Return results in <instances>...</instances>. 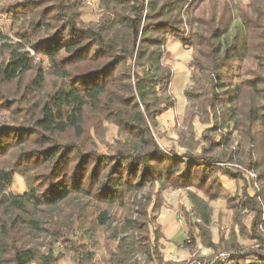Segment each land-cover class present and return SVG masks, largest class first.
Masks as SVG:
<instances>
[{
	"label": "trees",
	"instance_id": "trees-1",
	"mask_svg": "<svg viewBox=\"0 0 264 264\" xmlns=\"http://www.w3.org/2000/svg\"><path fill=\"white\" fill-rule=\"evenodd\" d=\"M81 1L5 7L19 28L16 41L0 32V113L12 115L0 124V264H56L53 245L70 244L63 231L74 226L84 236L110 229L111 264H129L136 254L161 263L155 185L186 191L190 221L200 223V241L210 244L209 202L229 193L217 173L243 182L229 193V208L254 213L248 233L261 244L231 261L253 256L264 264V0L245 7L233 0H99L105 13L97 24L80 20ZM168 39L192 50L195 86L185 96L193 110L203 107L208 156L160 148L151 133L175 106L164 64ZM245 60L253 65L249 78L225 82L230 67ZM103 121L115 124L123 140L99 152L90 130ZM234 132L242 139L231 138ZM250 147L256 150L249 160ZM222 164L250 169L255 179L248 185L244 173ZM15 175L26 180L20 195L7 193ZM113 209L127 215L112 227ZM82 245L73 244L75 264H90Z\"/></svg>",
	"mask_w": 264,
	"mask_h": 264
},
{
	"label": "rangeland",
	"instance_id": "rangeland-1",
	"mask_svg": "<svg viewBox=\"0 0 264 264\" xmlns=\"http://www.w3.org/2000/svg\"><path fill=\"white\" fill-rule=\"evenodd\" d=\"M15 1L17 0H0V32L10 37L13 41H16L14 32L19 27L18 25H14V22L9 19V16L5 13V7L7 4ZM248 2L249 0H233V5L245 7ZM203 7H207V5L205 4ZM104 13L99 0L81 1L80 20L83 23L97 24ZM164 52V64L169 67L172 74L169 89L171 96L175 100V106L157 118L156 128L151 129V133L160 148L174 150L180 154L187 152L199 156H208V153L206 154L202 150L204 142L200 137L209 126L204 122L203 107H197L193 110L190 107L191 103L187 101L185 96V93L193 91L195 86L191 81L192 73L195 74V68L190 64L192 50L184 47L178 39H168L164 45ZM39 62L40 59L35 57L34 63L38 64ZM251 68H253V65L246 60L242 64H238L237 67H233V69L230 67V71L233 73L230 77H226L225 82H232L229 78H233L235 75L237 76L236 79L239 78L238 82L240 80H247L249 78L248 73L250 72L248 69L250 70ZM15 110L17 114L20 108L18 107ZM193 112L196 116L192 114ZM11 116L9 112L0 113V124H8L11 121ZM237 134V132H234L230 136L231 138L236 137L241 140L243 136ZM90 138L92 142L97 144V150L104 152L109 146H115L117 141H122L123 135L120 134L115 124L103 121L102 123H98L97 131L90 130ZM207 141L209 143L208 139ZM236 144H238V141L234 142V145ZM251 149L253 150V154L256 150L255 147H250L248 151L247 149L245 151L248 153V159L251 155ZM222 152H225V150L215 151L212 155H218ZM244 157L245 155L240 157L241 160H244ZM220 167L226 169L233 168L236 171L244 173L248 185L255 179L249 175L252 171L250 169L248 171L242 166L222 164ZM217 175H219L218 178L224 185L227 193L240 191L238 186L239 188L243 187V182L237 184L235 181L225 177L224 174L217 173ZM26 189L27 184L24 177L15 175L7 193L20 195ZM249 189V193L252 194L254 190ZM148 191L145 190L142 194L138 195L135 201L142 202ZM151 193L155 195L154 201L156 204L161 205L156 224L160 226L159 228L163 237L159 239L158 243L162 257L161 263L153 261L149 264H233L231 256L237 257L241 253L245 254L261 249V244L255 241L251 235L249 236L248 233L254 213L241 211L236 214L235 211H232L229 208L231 200L228 197L229 193L228 196L221 195L219 199L209 202L211 228L205 230L208 231L210 244H204L200 241L197 229V224L200 223H196L194 220L195 223L193 224V219L190 221L189 212L192 205L187 198L186 191L171 189L162 191L158 185H155L151 189ZM199 196L202 197V194L199 193ZM112 214H114L113 227L123 220L127 212L124 209H113ZM153 226L156 227L155 224ZM76 229V226H74L72 229L69 228L68 231H63L70 238V244L60 240L53 245L54 255L58 257L56 264H75L76 260L78 262L79 256H77V251L74 249V243L76 245L83 243L80 248L84 252L86 251L91 254L92 261L90 264H111L109 263V250L115 246V241L107 240V237L110 235V229H98L92 236L89 234L84 236L83 232H76ZM260 235L264 236L263 228L260 229ZM135 238L137 240V234H135ZM48 242L49 239L44 240L45 247L41 248V252L46 250V247L49 245ZM129 264H146L145 258L140 254H136L132 257ZM244 264L263 263H259L253 256H247Z\"/></svg>",
	"mask_w": 264,
	"mask_h": 264
},
{
	"label": "built area",
	"instance_id": "built-area-1",
	"mask_svg": "<svg viewBox=\"0 0 264 264\" xmlns=\"http://www.w3.org/2000/svg\"><path fill=\"white\" fill-rule=\"evenodd\" d=\"M249 175H250L251 177H253V178L255 177L253 173H250Z\"/></svg>",
	"mask_w": 264,
	"mask_h": 264
}]
</instances>
